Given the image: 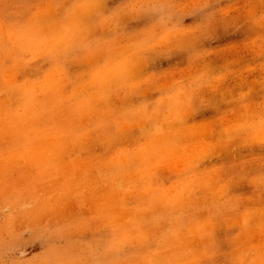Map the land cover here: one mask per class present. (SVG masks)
Segmentation results:
<instances>
[{"label": "rangeland", "instance_id": "1", "mask_svg": "<svg viewBox=\"0 0 264 264\" xmlns=\"http://www.w3.org/2000/svg\"><path fill=\"white\" fill-rule=\"evenodd\" d=\"M117 255L264 264V0H0V264Z\"/></svg>", "mask_w": 264, "mask_h": 264}, {"label": "crops", "instance_id": "2", "mask_svg": "<svg viewBox=\"0 0 264 264\" xmlns=\"http://www.w3.org/2000/svg\"><path fill=\"white\" fill-rule=\"evenodd\" d=\"M117 257H118V255H117ZM78 258H80V256H78ZM83 258H85V257H81V259H79V263H80V264H85V260H84ZM118 258H120V257H118ZM120 260H121V261H120ZM119 261H120V263L122 262V264H123V261H122L121 258L119 259ZM117 262H118V260H117ZM145 264H146V263H145Z\"/></svg>", "mask_w": 264, "mask_h": 264}]
</instances>
